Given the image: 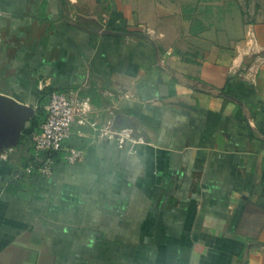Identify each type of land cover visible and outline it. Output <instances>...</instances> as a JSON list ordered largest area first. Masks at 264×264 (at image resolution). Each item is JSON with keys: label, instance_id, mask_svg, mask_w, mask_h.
Masks as SVG:
<instances>
[{"label": "crops", "instance_id": "0c3cea01", "mask_svg": "<svg viewBox=\"0 0 264 264\" xmlns=\"http://www.w3.org/2000/svg\"><path fill=\"white\" fill-rule=\"evenodd\" d=\"M63 89L132 140L73 125L80 161L25 174ZM0 95L33 110L0 145V264H264V19L227 0H0Z\"/></svg>", "mask_w": 264, "mask_h": 264}, {"label": "built area", "instance_id": "2783aa9c", "mask_svg": "<svg viewBox=\"0 0 264 264\" xmlns=\"http://www.w3.org/2000/svg\"><path fill=\"white\" fill-rule=\"evenodd\" d=\"M94 111L87 97L81 95L80 89H63L51 91L43 109L39 131L31 138V155L22 172L49 176L55 155H60L59 162L72 165L80 161L82 152L65 146L71 135V126H87L97 133V138L115 140L121 145L126 140H132L129 129H113V112L105 111L106 120L102 125L90 121Z\"/></svg>", "mask_w": 264, "mask_h": 264}, {"label": "water", "instance_id": "95a60500", "mask_svg": "<svg viewBox=\"0 0 264 264\" xmlns=\"http://www.w3.org/2000/svg\"><path fill=\"white\" fill-rule=\"evenodd\" d=\"M102 35L105 34H113L120 35L119 33H107L103 32ZM133 35V34H128ZM138 37L145 38L141 34H134ZM221 96L226 97L232 101H235L232 97L221 93ZM33 114V110L31 107L18 104L13 100L1 96L0 95V145L11 144L15 145L20 136V132L22 131L25 123L30 119ZM114 122L118 123L120 126H124L128 124V121L120 117L119 115L114 116ZM129 127V125H128Z\"/></svg>", "mask_w": 264, "mask_h": 264}, {"label": "rangeland", "instance_id": "374dc122", "mask_svg": "<svg viewBox=\"0 0 264 264\" xmlns=\"http://www.w3.org/2000/svg\"><path fill=\"white\" fill-rule=\"evenodd\" d=\"M235 3L244 21L264 19V0H227Z\"/></svg>", "mask_w": 264, "mask_h": 264}, {"label": "trees", "instance_id": "16d2710c", "mask_svg": "<svg viewBox=\"0 0 264 264\" xmlns=\"http://www.w3.org/2000/svg\"><path fill=\"white\" fill-rule=\"evenodd\" d=\"M33 120H34V119H33ZM65 146H66V147H69V148H74V147H76V146L73 145L72 143H69V139L66 141ZM73 146H74V147H73ZM59 159H60V155H59V154L54 156V160H55L56 162L59 161Z\"/></svg>", "mask_w": 264, "mask_h": 264}]
</instances>
